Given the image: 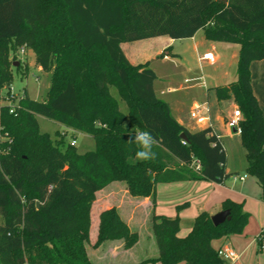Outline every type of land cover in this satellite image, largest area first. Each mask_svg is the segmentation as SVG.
Listing matches in <instances>:
<instances>
[{"label":"trees","instance_id":"1","mask_svg":"<svg viewBox=\"0 0 264 264\" xmlns=\"http://www.w3.org/2000/svg\"><path fill=\"white\" fill-rule=\"evenodd\" d=\"M200 31L209 42L239 47L237 81L214 92L242 115L246 173L264 203V115L251 79V65L264 61V0H0V264H94L87 254L91 211L96 194L112 183H124L134 198H153L160 183L223 185L234 175L213 130L181 126L156 95L150 64L132 65L121 48ZM19 48L32 51L36 67L51 75L50 88L43 102L26 92L11 114L1 101L15 99L10 56ZM37 117L91 137L94 151L80 154L65 134L53 140L41 133ZM134 127L159 141L156 160L128 163L137 150L129 143ZM221 210L230 211V221L215 226L202 212L185 237L178 216L154 215L159 255L138 264H226L213 243L242 235L250 215L230 200ZM138 241L116 208L101 213L94 248L122 242L130 250Z\"/></svg>","mask_w":264,"mask_h":264},{"label":"crops","instance_id":"2","mask_svg":"<svg viewBox=\"0 0 264 264\" xmlns=\"http://www.w3.org/2000/svg\"><path fill=\"white\" fill-rule=\"evenodd\" d=\"M198 35L197 33L195 37L191 38V41L193 42V49L196 52H203V57L201 56L199 58L200 61H203V59L205 60L206 57V60L211 64H215L226 58L229 53H231L233 61L238 58L239 47L237 45L212 43L207 41L204 36ZM173 41L174 40L168 37H159L123 44L121 48L129 62L132 65L138 66L146 63L150 64L153 60L161 58L163 54H166V57H168L171 54L170 50L172 49L171 45ZM222 65L224 64L222 63ZM38 69L41 70L40 68ZM153 71L156 73L155 70ZM218 71L220 75L210 79L208 85L204 76L199 74L197 70H186V72L181 75L183 84L187 85L186 87L183 85L177 86V83L173 81L172 83L168 82L167 87L165 89H160V91L154 84V90L158 98L168 105L173 118L188 131L195 133L211 128L213 133L218 136L228 156L227 151L229 150L231 152L232 144L235 142V136L228 127V123L238 108L233 100L219 101L214 89L234 84L237 81V74H235L234 70L225 69ZM251 79L254 95L264 115V61L255 62L251 65ZM173 84L177 87H172ZM201 89H204L206 92V94H204V100L198 98ZM181 91H187L188 97L192 99V104L188 111L184 110L180 104L181 100L179 98L181 97L179 93ZM196 106L207 107V111L203 113V115L207 117L209 121L204 125L197 124L191 117V113ZM82 135L89 138V136L85 134ZM238 139L240 140V136ZM196 164L197 162L194 165L196 166ZM227 171L230 174H236L228 169V161ZM241 178H244V180H241ZM229 179L223 185L207 181L160 183L156 186V192L153 198H134L129 194L124 183H112L96 194L97 200L98 195L102 193L100 198L101 203L97 211L95 210L96 201L94 202L91 218L92 213L95 211V216L97 221H99V216L102 212L116 208L119 215L130 229L139 234V241L135 247L130 250H125L122 242H107L113 243L114 245H109L107 253L112 254L114 252L118 254L119 252V254L123 255L122 257L124 260H126V257L133 254L132 259H129L130 261L126 260V263L122 264H138L144 260L155 259L159 255L151 231L152 217L154 215L171 218L178 216L181 229L180 237H185L192 230L193 221L202 212L209 213L213 216L222 211V204L227 200L239 204L242 203L244 204V210L250 215L249 223L244 233L242 235L224 238L221 241L220 247L218 249L216 247L214 248L217 250L221 248H230L234 250L239 256V260L234 264H245L243 256L247 253L251 254V264H254L255 261H257L256 258L259 256V252H261V257L263 259L261 258L262 261L260 260L259 264H264V250L261 249L258 242V238L264 234L261 192L259 195H254L255 191L252 186L246 183L247 176H239V179H234L236 182L242 184V193L235 190L233 184L229 186ZM256 183L260 188L257 181ZM184 204H188V207L180 212L177 211V208ZM259 212H261V215ZM98 225L99 223L97 222L96 231H98ZM134 251L136 254H134ZM226 264L229 263L226 262Z\"/></svg>","mask_w":264,"mask_h":264},{"label":"rangeland","instance_id":"3","mask_svg":"<svg viewBox=\"0 0 264 264\" xmlns=\"http://www.w3.org/2000/svg\"><path fill=\"white\" fill-rule=\"evenodd\" d=\"M198 34H199L198 36H204V33L202 31L198 32ZM171 46H172V49L170 50L171 54L167 58L161 57L155 59L149 65V67L152 70H155L158 75L155 85L159 91L160 89H165L168 85V82L172 83L173 81L177 83V86L183 85L184 87H186L187 85L183 84V78H181V75L184 72H186V70H197L199 74H202L204 76L205 81H207L206 82L207 85L210 79H213L220 75L218 70H225V69L234 70L235 74H237L236 72H237L238 58L233 61L231 58V53H229L228 56L224 58L222 61H218L215 64H211L206 59L205 60L203 59V61L199 60L201 56L203 57V52H196L193 49V42L191 41V39L174 40ZM10 61L13 62L12 70L14 72V81L11 86V98L14 97L15 99L14 101H11L10 98L9 99L6 98L5 100H2L1 103L6 106L17 107L19 106L20 100L26 92L28 93V96L32 100L43 102L48 95L51 75L39 70L36 67L33 52L25 48H19L17 51L15 50L14 53L10 56ZM222 63L224 65H222ZM17 69L21 71L19 73H16ZM177 86L173 84L172 87H177ZM111 92L113 96L119 100L121 110L123 112H127V107L122 101H120L116 90H112ZM6 93H7L6 90H3L1 92L2 98H4ZM179 94L181 97L179 98L181 100L180 101L181 106L183 107L184 110L188 111L192 104L191 97H188L187 91H181ZM204 94H206L205 90L201 89L199 91L198 98L204 100ZM37 120L40 126L41 133L49 134L53 140H57L59 138V135L65 134L67 144H71L72 140L74 139L76 140L75 148L77 149L78 153L84 154L86 152L94 151L95 143L91 137L89 138L85 137L81 133H73V131L66 130L64 127L57 124L56 122L47 120L43 117H37ZM234 136H235L234 137L235 142H233L232 144L231 152L229 150L227 152H228V169L230 171L235 172L236 174L229 179L228 184L229 186L233 184L234 189L242 193L241 192L243 191L242 184L240 182H236L234 179L235 178L239 179V176L240 177L247 176L246 183L252 186L253 190L256 192V193L254 192V195L257 194L259 195L261 191L256 183V179L246 173L247 162L245 157V151L241 145L240 140L238 139L239 136L236 135ZM101 196L102 193L101 195H98L95 203V210L97 211L99 210L98 208L101 203L100 201ZM262 211L264 216V203H263ZM259 214L261 215V212H259ZM95 215L96 214L94 211L92 213V218H91L92 221V229L90 235L91 243L90 245L87 246V254L89 260L94 264H109V263L122 264V263H126V260L129 259L131 260L133 254L130 255L129 257H126L125 258L126 260H124L122 257L123 255L119 254V252L118 254H115L114 252L112 254L107 253V248L109 247L110 244H111L110 246H114L113 243H105L106 245H103L99 248L93 247V244L96 242L97 239L96 224L97 222L99 223ZM262 237L264 238V234ZM221 241L222 239L215 241L213 243L214 247L218 249L220 247ZM134 254H136V252ZM261 255H262L261 252H259V256L256 258L257 261H255L254 264H259L262 258ZM243 260L245 264H251L252 261L251 254L247 253L246 255H244ZM228 263L232 264L231 262Z\"/></svg>","mask_w":264,"mask_h":264},{"label":"built area","instance_id":"4","mask_svg":"<svg viewBox=\"0 0 264 264\" xmlns=\"http://www.w3.org/2000/svg\"><path fill=\"white\" fill-rule=\"evenodd\" d=\"M167 58V57H165ZM208 58V57H207ZM206 59V57H205ZM2 106H6L1 103ZM207 111L206 106H196L193 112L191 113L192 119H194L197 124L204 125L209 119L203 115ZM14 112V106H10V113L12 114ZM242 121V115L239 110H237L232 117V119L228 123V127L231 129L234 135L241 136L242 134V128L240 126V123ZM72 146H76V140H72L71 142ZM200 169V164L197 162L196 164V170ZM241 180H244V178H241ZM258 242L262 243L261 249L264 250V238L261 236L258 238ZM218 254L220 258H222L225 262H231L232 264L236 263L239 260L238 254L230 249V248H221L218 251Z\"/></svg>","mask_w":264,"mask_h":264},{"label":"clouds","instance_id":"5","mask_svg":"<svg viewBox=\"0 0 264 264\" xmlns=\"http://www.w3.org/2000/svg\"><path fill=\"white\" fill-rule=\"evenodd\" d=\"M132 135L129 136V143H135L137 150L134 156L128 161L129 164L137 162L154 161L158 158L159 153L155 150L160 147L159 141L151 134L150 131L132 128Z\"/></svg>","mask_w":264,"mask_h":264},{"label":"water","instance_id":"6","mask_svg":"<svg viewBox=\"0 0 264 264\" xmlns=\"http://www.w3.org/2000/svg\"><path fill=\"white\" fill-rule=\"evenodd\" d=\"M181 139L185 142L188 141V138L186 137V135H181ZM211 220H212V223L215 225V226H220L222 224H224L226 221H230L231 220V214H230V211L227 210V211H221L213 216H211Z\"/></svg>","mask_w":264,"mask_h":264}]
</instances>
